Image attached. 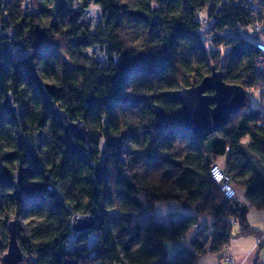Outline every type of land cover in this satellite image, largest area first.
Masks as SVG:
<instances>
[{"label": "trees", "instance_id": "obj_1", "mask_svg": "<svg viewBox=\"0 0 264 264\" xmlns=\"http://www.w3.org/2000/svg\"><path fill=\"white\" fill-rule=\"evenodd\" d=\"M92 4L95 25L85 14ZM255 10L264 20L262 0H0V256L11 220L20 264H196L234 237L258 234L246 213L264 208V110L247 96L198 139L174 95L214 67L264 100L261 47L237 35ZM55 107L84 121L89 154L76 134L65 137ZM222 157L248 203L212 179ZM162 200L193 214L157 221L151 212ZM76 214L92 216V228L74 232ZM200 215L211 225L169 256L166 242Z\"/></svg>", "mask_w": 264, "mask_h": 264}, {"label": "water", "instance_id": "obj_2", "mask_svg": "<svg viewBox=\"0 0 264 264\" xmlns=\"http://www.w3.org/2000/svg\"><path fill=\"white\" fill-rule=\"evenodd\" d=\"M174 95L181 104L184 127L198 139L217 132L233 114L244 107L246 98V92L241 85L225 82L222 72L214 67L197 84L179 88ZM153 110L158 122L166 123L167 117L162 107L155 104ZM53 111L65 137L69 132L76 134L89 154L90 137L84 121L70 120L66 111L60 107H55ZM93 224L94 219L90 215L76 214L72 218L74 232L89 230ZM6 230L7 248L0 256V264H20L23 253L16 238L15 221H9Z\"/></svg>", "mask_w": 264, "mask_h": 264}, {"label": "crops", "instance_id": "obj_3", "mask_svg": "<svg viewBox=\"0 0 264 264\" xmlns=\"http://www.w3.org/2000/svg\"><path fill=\"white\" fill-rule=\"evenodd\" d=\"M237 187L236 199L246 203L244 189L240 186ZM170 214L174 215L173 220H179L183 216L193 214V212L190 209L182 208L175 200L159 201L151 212L154 219L163 223H167ZM212 221L213 217L210 215L198 216V224L202 227L210 226ZM246 221L248 226L258 234L234 237L222 252L219 254L206 252L197 258L196 264H264V208L250 206L246 213ZM236 222L234 221V224ZM235 228L237 230L236 226ZM196 231L194 227L181 238L175 241H167L168 255L171 256L178 247L187 245Z\"/></svg>", "mask_w": 264, "mask_h": 264}, {"label": "rangeland", "instance_id": "obj_4", "mask_svg": "<svg viewBox=\"0 0 264 264\" xmlns=\"http://www.w3.org/2000/svg\"><path fill=\"white\" fill-rule=\"evenodd\" d=\"M263 2H264V0H262ZM24 7H28V8H30V9H32V7H31V5L29 4V1H27L26 3H25V5H24ZM85 14L91 19V24L92 25H95V23L98 21V19H99V8L96 6V5H94V4H92L86 11H85ZM259 14V13H258ZM258 14H256V10H255V12L253 13V17L255 18V20H254V22H253V24H251L249 27H247V28H245V29H239V33H240V31H242L243 33H246L245 31H248V33L249 32H251L254 36H256L257 35V37H258V45L260 46V45H263L264 46V20L263 19H260L259 18V15ZM206 24V23H205ZM204 24V25H205ZM210 33H208V34H206L205 35V41H206V43L207 44H209L210 42H209V40H210ZM261 47V46H260ZM261 49H262V47H261ZM263 78V77H262ZM246 92V97L248 96V98H249V100H250V103H251V106H258V104L262 107V110H264V100H262L261 102H260V96H261V94H260V92H261V89H248L247 91H245ZM224 160H225V157H222V158H219V159H217L213 164L215 165V164H217V165H220L221 166V168H224ZM235 191H238V187L235 185ZM242 188V187H241ZM236 193V196L234 197V198H237V192H235ZM239 196V195H238ZM231 198H233V197H231ZM159 202V201H158ZM157 203V202H156ZM156 203L154 204V206L156 205ZM246 203H248V202H246ZM115 211H110V213H114ZM115 213H117V212H115ZM155 214V213H154ZM174 216V215H173ZM140 220H143V219H140ZM168 220V219H167ZM195 225V224H194ZM193 225V228L195 227L196 228V230H199L200 229V227H202V226H200L198 223H196V225H198V227L197 226H194ZM197 232V231H196Z\"/></svg>", "mask_w": 264, "mask_h": 264}, {"label": "built area", "instance_id": "obj_5", "mask_svg": "<svg viewBox=\"0 0 264 264\" xmlns=\"http://www.w3.org/2000/svg\"><path fill=\"white\" fill-rule=\"evenodd\" d=\"M246 33H243L242 31H240V33L238 32L237 35L255 42L256 44L258 43V37L257 35L254 36L251 32L248 33V31H245ZM262 47L260 53L257 55L256 60H255V71L257 74H259L261 77L264 78V46L260 45ZM210 174L212 179L215 182L220 183V187L222 192L224 193V195L226 197H235L236 196V191H235V185L232 182V180L230 179V176L228 175V173L225 171V168H221L220 165L217 164H212L210 167ZM197 226L198 225H194Z\"/></svg>", "mask_w": 264, "mask_h": 264}]
</instances>
